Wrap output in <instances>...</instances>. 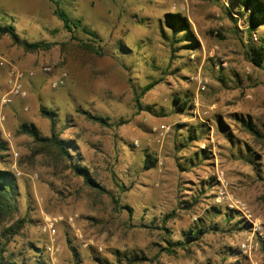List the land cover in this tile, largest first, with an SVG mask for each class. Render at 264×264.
Listing matches in <instances>:
<instances>
[{
    "label": "rangeland",
    "instance_id": "rangeland-1",
    "mask_svg": "<svg viewBox=\"0 0 264 264\" xmlns=\"http://www.w3.org/2000/svg\"><path fill=\"white\" fill-rule=\"evenodd\" d=\"M55 1L79 28H64L49 0H0V29L49 46L28 51L0 33V101L10 65L35 72L26 99L0 106V170L16 176L18 207L0 220L6 260L264 264V64L250 59L264 22L251 25L239 0ZM45 109L68 155L39 154L21 131L52 137ZM47 217L62 220L52 252Z\"/></svg>",
    "mask_w": 264,
    "mask_h": 264
},
{
    "label": "trees",
    "instance_id": "trees-1",
    "mask_svg": "<svg viewBox=\"0 0 264 264\" xmlns=\"http://www.w3.org/2000/svg\"><path fill=\"white\" fill-rule=\"evenodd\" d=\"M49 1L54 4V15L63 23L64 28H66L70 32H73L74 29L80 27V24L73 23V20L71 19L69 13L66 12L64 9L60 8L59 4L55 0ZM238 5L245 11H247L249 7L252 8V11L250 13L251 25L260 26L264 22V0H239ZM170 17L180 20L178 26L181 32H185L186 29L188 30V22L185 19L181 18L179 15H171ZM84 30L88 32L86 29ZM0 33L10 35V37L17 45L24 47L28 51H39L49 47L48 45L43 43L30 44L26 41L21 40L19 36L15 33L13 27L1 28ZM88 34L93 35V37H97V35L92 32H88ZM250 51V59L252 64L258 68H262L264 64V45H262L261 47L252 48ZM152 87L153 86L146 87L145 92L150 91ZM180 109L184 108L180 107ZM42 114L51 121L52 137H50L49 139H43L37 136L33 129H28L26 126H23L21 128V131L32 137L35 142V145L39 148V154L46 153L49 155H53L55 154V151L58 150L59 155H61V153L68 155L67 148L63 147L60 144L59 138L55 134L56 120L51 114V111L45 109L42 110ZM88 118L94 122H99L102 124L105 123V120L99 117L88 115ZM6 150V145L0 142V160L5 157L3 154ZM75 172L77 175L84 178L86 184L91 189H100L98 183H96L95 179L91 176V174L87 171L86 168H81L79 165H75ZM15 185L16 176L12 172L0 170V220L12 218L14 213L18 211V207L14 202V195L16 194ZM25 223V219H19L9 228L10 239L14 238V236L20 235ZM191 238L195 237L192 235ZM5 246H2L0 248V264H13L8 262L5 258ZM39 264L43 263L39 262Z\"/></svg>",
    "mask_w": 264,
    "mask_h": 264
},
{
    "label": "built area",
    "instance_id": "built-area-1",
    "mask_svg": "<svg viewBox=\"0 0 264 264\" xmlns=\"http://www.w3.org/2000/svg\"><path fill=\"white\" fill-rule=\"evenodd\" d=\"M4 64H6V60L2 56V50L0 47V66H3ZM43 72L49 73L50 68L43 69ZM9 73H10V77L8 80V91L1 98L0 101L1 109L7 106H11L16 100L26 99L28 97V93L24 87V80L26 77H33L35 75V72L33 71L26 72L12 65H10ZM63 83H64V78L62 77L61 79L54 81L52 86L54 88H57L59 85ZM0 120L2 123L6 120L5 114L3 112L0 113ZM74 220L75 217H69L67 219V222L73 223ZM60 221H62L60 218H55V217L45 218L44 231L49 233L51 237V246L48 248L50 252H52L55 249L54 237L57 233L56 226ZM242 248L245 252L248 251L251 252L252 250V246L251 245L249 246L247 244H244Z\"/></svg>",
    "mask_w": 264,
    "mask_h": 264
},
{
    "label": "crops",
    "instance_id": "crops-1",
    "mask_svg": "<svg viewBox=\"0 0 264 264\" xmlns=\"http://www.w3.org/2000/svg\"><path fill=\"white\" fill-rule=\"evenodd\" d=\"M42 2H44V0H42Z\"/></svg>",
    "mask_w": 264,
    "mask_h": 264
}]
</instances>
